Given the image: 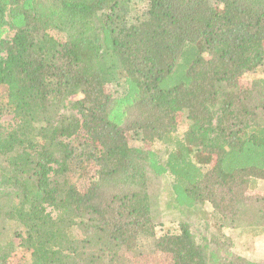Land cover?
I'll return each mask as SVG.
<instances>
[{"label":"trees","instance_id":"16d2710c","mask_svg":"<svg viewBox=\"0 0 264 264\" xmlns=\"http://www.w3.org/2000/svg\"><path fill=\"white\" fill-rule=\"evenodd\" d=\"M260 70L264 0H0V264H262Z\"/></svg>","mask_w":264,"mask_h":264},{"label":"rangeland","instance_id":"374dc122","mask_svg":"<svg viewBox=\"0 0 264 264\" xmlns=\"http://www.w3.org/2000/svg\"><path fill=\"white\" fill-rule=\"evenodd\" d=\"M258 78H264V70L256 71L255 73H251L243 76L240 80V84L243 89H248L251 82L254 79H258ZM0 124L5 129H8L11 126H13L14 122L11 116H4L0 118ZM184 129H185V124L181 123L180 130L183 131ZM127 135H128L127 139L128 142H130V146H138L141 144L140 142L133 140L131 135L129 134ZM146 147H148V145ZM251 193L264 196V183L259 182V184L255 187V190L252 191ZM162 199H163V195H162ZM159 212L161 214V219L155 229V234L158 237L166 233H170L174 228L177 227L178 223H180V221L182 220L192 223L197 220L194 219V216L187 215L185 212L183 213L174 209L172 210L167 209L164 204V200L159 205ZM234 251H236L239 254L242 253L243 256H245L249 260H255L264 264V243L259 246L258 250H254L251 253L242 252V250L237 245L234 247Z\"/></svg>","mask_w":264,"mask_h":264}]
</instances>
